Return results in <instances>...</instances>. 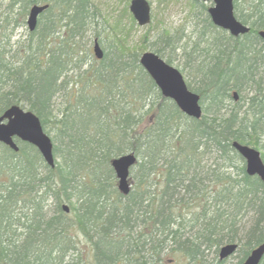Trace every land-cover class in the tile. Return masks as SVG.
<instances>
[{
	"label": "trees",
	"instance_id": "obj_1",
	"mask_svg": "<svg viewBox=\"0 0 264 264\" xmlns=\"http://www.w3.org/2000/svg\"><path fill=\"white\" fill-rule=\"evenodd\" d=\"M33 4L48 6L28 32L26 44L15 52L16 60L14 54L7 59L9 50L0 45V115L18 105L33 112L44 127L54 97L66 88L69 71H79L81 85L70 92L67 112L58 120L55 133L61 151L57 136L51 139L59 164L55 160L49 167L28 143L17 141V152L0 144V264H147L140 257L145 247L158 261L172 254L179 264H203V243L216 247L224 240L239 245L235 264L240 263L264 241V186L256 176L245 174L231 147L233 140L252 147L259 137L264 140V86L261 79L255 80L253 66L264 51V41L255 34L264 29V8H258L264 0H255L246 18L234 12L244 24L252 19L256 28L250 24L248 35L235 38L215 29L209 38L214 51L197 61L196 86L187 84L200 96L199 119L185 116L160 95L139 64L145 47L127 44L119 34L124 28L118 18L109 24L111 51L86 63L81 39L95 15L90 0H9L7 6L14 11L12 16L4 14L2 28L12 24L11 34L25 24ZM134 24L130 16V25ZM162 37L165 46L175 39L169 34ZM153 52L159 55V50ZM254 81V92L242 97L247 109L235 105L224 112L231 90L250 89ZM258 99L256 116L250 110ZM129 152L137 157V170L134 166L130 175L133 171L131 176L138 175V181L123 196L109 161ZM229 152L241 162L238 172L227 170L233 159L227 166L216 164L203 170L210 181L200 187L203 180L194 169L204 156L229 157ZM218 168L223 169L214 172ZM150 176L157 177L158 192L147 187ZM185 198L197 204L187 219ZM62 203L69 205V214L61 210ZM208 214L212 220L204 221ZM244 216L246 222L237 225ZM77 234L87 244L85 261L77 253L76 261L66 262ZM214 257L215 264L228 259ZM259 264H264V256Z\"/></svg>",
	"mask_w": 264,
	"mask_h": 264
},
{
	"label": "rangeland",
	"instance_id": "obj_2",
	"mask_svg": "<svg viewBox=\"0 0 264 264\" xmlns=\"http://www.w3.org/2000/svg\"><path fill=\"white\" fill-rule=\"evenodd\" d=\"M130 0H90L92 3L90 6V11L94 12V19L87 25L86 32L83 34V38L81 42L83 43V49L85 50V61L87 64H90L94 61H97L96 58L92 54V45L94 40L99 42L101 49L104 52H110L111 48L108 44L111 42L112 30L110 29L109 24L113 23V20L118 18L121 22L120 26H123L124 29L120 28V36L124 38L127 44L131 46H144L146 51H154L159 50V55H161L163 60L169 59L170 64L177 68L183 75L186 84H189L190 87L194 88L196 86V79L193 75V69L196 67L197 61H201L205 57L206 50H203V47L206 48L205 44L202 41H198L199 32L203 28L204 19H206L207 8L212 6V1H199V0H147L151 7V21L146 26H138L136 23L131 26L130 25V12L128 10ZM250 3L254 0H239V4L245 6L248 2ZM9 0H0V45H4L6 50H9L5 53V57L10 60V56L14 54V59L19 56V53L16 55V51L21 49V47L26 44V40L28 37V29L26 23L12 29V33L10 34V29L12 24L9 25V28H2V18L4 14H8L10 16L13 15V11L10 7H8ZM135 22V21H134ZM164 34H169L175 36L174 42L172 45L174 47L165 46L162 41ZM227 34V33H226ZM7 37L9 39L7 40ZM176 37H179L177 39ZM197 43V45H194ZM196 47L195 49H193ZM262 47V45H258V48ZM158 48V49H157ZM89 49V50H88ZM161 53V54H160ZM210 53V52H209ZM264 53V51H263ZM83 56V55H82ZM209 54L206 56L208 58ZM16 60V59H15ZM86 65L82 67L85 69ZM260 71H262V86H264V66H260ZM78 70L74 69L73 71H69L67 74V84L66 88L63 91H60L56 94L53 99V103L51 106L50 115L48 116V121L43 127L44 132L53 140V137L57 136L56 144L59 146L60 151L62 145L60 144L61 139H59V135L55 133L58 125V120L63 116L64 113L67 112L68 105V97L72 90L78 89L81 85L78 82L76 76ZM241 90L239 94L241 96H246L247 92H251V88L249 89L246 86H241ZM246 87V88H245ZM241 104V103H240ZM226 112L231 108H235V106L229 101L227 102ZM239 108V106L237 107ZM236 108V109H237ZM59 142V143H58ZM256 148L264 161V140L259 137L256 141ZM215 153L206 154L204 159L200 161L199 167H195V171H198V176L203 180V170L209 171V168H214L217 164L215 158ZM56 162L60 163V158L55 157ZM233 164V165H232ZM232 164L230 163V168L228 171L233 170V172H238V167L241 165L239 161L234 160ZM192 169V170H193ZM137 170L135 166L134 171ZM133 174V171L131 175ZM129 177L131 188L135 186V183L138 181V175L135 177ZM149 177V185L147 186L151 192H158L160 185L157 183V177H153L151 180ZM200 187H203V181L200 183ZM211 187H207L210 189ZM180 193L183 192L182 188H177ZM210 189L209 191H211ZM213 191V190H212ZM187 209L183 213L185 218H189L192 216L194 210H197V204L192 200L186 199ZM247 220V216L242 217L241 221L237 225H243ZM195 229V228H194ZM193 229V230H194ZM186 232L188 231V226L186 227ZM92 231L90 232V234ZM92 236L94 233L91 234ZM75 250L69 252L67 255V261H76V254L79 253L81 259L85 261V253L87 252V244L85 239L77 234L74 238L73 243ZM176 255V254H175ZM214 252L210 251L208 256L204 258L203 264H209V262H213L212 257L214 256ZM237 254L231 256L223 264H235L237 261ZM147 264H151L150 258ZM169 259V260H168ZM166 260H168L169 264H179V258L172 254L166 256ZM153 264V263H152ZM168 264V263H167ZM213 264V263H212Z\"/></svg>",
	"mask_w": 264,
	"mask_h": 264
},
{
	"label": "water",
	"instance_id": "obj_3",
	"mask_svg": "<svg viewBox=\"0 0 264 264\" xmlns=\"http://www.w3.org/2000/svg\"><path fill=\"white\" fill-rule=\"evenodd\" d=\"M208 1V0H200ZM213 5L207 13L213 23L231 36L238 37L249 29L233 15V0H212ZM47 8L46 4H33L28 10L25 20L28 31H33L38 16ZM132 17L139 26H145L151 21V7L147 0H130L128 7ZM258 36L264 41V29L258 31ZM94 57L99 60L103 51L97 41L92 46ZM139 64L150 76L163 98L170 99L181 113L192 119H199L202 115L200 96L190 90L181 72L165 62L152 51L143 52L139 57ZM15 139L34 146L43 161L51 168L55 166L51 139L44 132L39 118L31 111L24 110L18 105H11L0 115V143L14 152L18 151ZM232 147L244 159V171L248 176H256L264 186V162L257 149L232 142ZM137 158L129 152L111 158L110 167L116 178V188L122 195L130 192V169L136 164ZM61 210L69 213L68 204H61ZM238 248L237 243L222 245L218 251L220 260L229 258ZM264 256V241L254 246L241 264H259Z\"/></svg>",
	"mask_w": 264,
	"mask_h": 264
},
{
	"label": "bare ground",
	"instance_id": "obj_4",
	"mask_svg": "<svg viewBox=\"0 0 264 264\" xmlns=\"http://www.w3.org/2000/svg\"><path fill=\"white\" fill-rule=\"evenodd\" d=\"M254 6H255V0L254 1H252L251 3H250V1L245 5V6H243V5H241V4H239V3H233V8H232V11H233V15L235 16V13L234 12H236V13H238V16L239 17H241V18H246L247 16H248V14H249V12L250 11H252V9L254 8ZM259 9H263L264 8V6L263 5H261L260 7H258ZM208 15V14H207ZM235 18L237 19V17L235 16ZM254 19H255V16H254ZM238 21H240L239 19H237ZM204 24H203V28L201 29V31L199 32V36H198V41H202L203 42V44H205V46H206V48L205 47H203V50H206V53H205V57H204V59L203 60H206V56L209 54L210 55V50H212V51H214V47H213V45H212V42H210V40H209V38L212 36V35H214L215 33H216V31L217 30H215V29H220V28H218L214 23H213V21L209 18V19H204ZM241 22V21H240ZM242 23V22H241ZM242 24H244V23H242ZM254 27V28H256L253 24H252V19L251 18H249L248 20H247V23H245L244 24V26H246L249 30L246 32V33H243V34H240L238 37H243V36H245V35H248L250 32H251V29H252V27H251V25ZM220 30H223V29H220ZM260 29H256L255 30V34H256V36L261 40V41H263L259 36H258V31H259ZM224 32H226L227 34H229L227 31H225V30H223ZM230 35V34H229ZM231 36V35H230ZM233 37V36H232ZM236 38V37H235ZM219 41H221L222 43H224L225 42V40H219ZM174 41L172 40V42H171V46L170 47H174V45H172V43H173ZM194 45H197V43H195ZM216 45H220V44H216ZM196 47H194L193 49H195ZM258 48V47H257ZM218 54H220L221 55V53L220 52H218ZM255 60L256 61H254V64H253V66H255V71H256V77H255V80L256 79H261L262 80V77H263V75H262V71H260V66H264V53L263 52H260L256 57H255ZM211 61V60H210ZM218 61V60H217ZM217 61H215V62H217ZM213 62V61H212ZM212 62H211V64H212ZM225 63V58H223L222 57V59H220V64L222 65L223 63ZM203 63H205V62H203ZM215 66H217L216 64H213V67H215ZM225 67L224 66H222L220 69H224ZM148 75V74H147ZM149 76V75H148ZM150 77V76H149ZM152 80V79H151ZM239 82H241V80L239 79ZM242 85H244V84H242ZM256 85V83H255V81L251 84V86H250V88L252 89L251 90V92H250V94H249V92H247V95H251L253 92H254V90L256 89L255 86ZM239 92L240 91H238L237 89H235V88H233L232 90H231V99H226V101H225V107H227V102H231L234 106L235 105H237V106H239V107H241V111L243 110V109H245L246 108V103L244 102V100H243V96H241L240 94H239ZM244 97H246V96H244ZM204 98H205V96H204ZM260 100L261 99H258V100H255L253 103V109H251L250 111L253 113V114H255L256 116H259V110H258V108H259V103H260ZM241 103V104H240ZM204 104V103H203ZM204 106L205 107H207V104H204ZM234 108H231V109H229V110H227L226 111V113H228L230 110H233ZM247 109V108H246ZM226 110V109H225ZM262 110H264V107L262 108ZM260 111H261V109H260ZM225 113V114H226ZM243 119H241V121H242ZM234 141H236V140H233L232 142H234ZM232 142H231V147H232ZM236 142H238V141H236ZM240 143V142H239ZM243 144V143H242ZM233 148V147H232ZM233 150L236 152V154L237 155H239L238 154V152L233 148ZM229 157H226V156H224V157H220V156H218V155H216L215 156V159H216V163L218 164V165H223V166H227L229 163H230V161L233 159V156H232V153L231 152H229ZM240 156V155H239ZM240 158H241V160H242V164H243V166H244V159L240 156ZM214 160V159H213ZM240 164H241V162H240ZM223 168H218L217 170L215 169L214 170V172H218V171H221ZM212 172V171H211ZM210 172V173H211ZM210 181V176L209 175H206V174H203V186H205L208 182ZM210 216H212L211 214H208V216H206V218H205V220L204 221H206V219L207 220H212V218L210 217ZM210 218V219H209ZM219 225V224H218ZM90 225H87V228L89 227ZM90 232L92 231V230H89ZM226 240H224V242H222V245H225V244H228V243H235V242H227ZM222 245H218V246H213V245H211V246H209L208 244H204L203 243V246H205V252H204V256L206 257V256H208V253L210 252V251H213L214 253H215V255L216 256H218V251H219V248L222 246ZM238 245V244H237ZM238 247H239V245H238ZM207 249H209L208 251H207ZM150 254H152V250L150 249V248H148V247H145V251L144 252H142V254L140 253V257H141V260H144V262H146V263H148V261L147 260H149L148 258H150V261L153 263V264H169V262H168V260H163V261H158V256L157 255H154V256H150ZM161 255V254H160ZM212 259H213V264H215L217 261L215 260V257L213 256L212 257ZM246 259V256L242 259V261L240 262V263H238V264H241L244 260ZM66 261V260H65ZM151 263V264H152ZM236 263V262H235Z\"/></svg>",
	"mask_w": 264,
	"mask_h": 264
}]
</instances>
